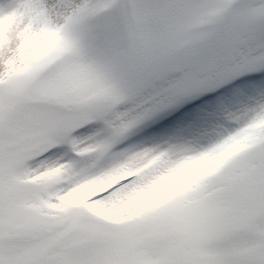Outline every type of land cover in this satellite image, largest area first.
I'll return each mask as SVG.
<instances>
[{
  "label": "snow or ice",
  "instance_id": "snow-or-ice-1",
  "mask_svg": "<svg viewBox=\"0 0 264 264\" xmlns=\"http://www.w3.org/2000/svg\"><path fill=\"white\" fill-rule=\"evenodd\" d=\"M0 264H264V0H0Z\"/></svg>",
  "mask_w": 264,
  "mask_h": 264
},
{
  "label": "clouds",
  "instance_id": "clouds-1",
  "mask_svg": "<svg viewBox=\"0 0 264 264\" xmlns=\"http://www.w3.org/2000/svg\"><path fill=\"white\" fill-rule=\"evenodd\" d=\"M237 147H239V145H237ZM235 150V149H234ZM193 167H195V166H193Z\"/></svg>",
  "mask_w": 264,
  "mask_h": 264
}]
</instances>
